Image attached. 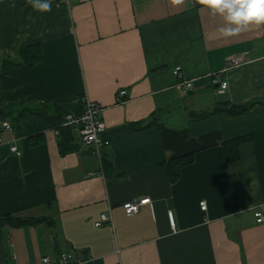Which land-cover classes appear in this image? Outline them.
<instances>
[{"label":"crops","instance_id":"1","mask_svg":"<svg viewBox=\"0 0 264 264\" xmlns=\"http://www.w3.org/2000/svg\"><path fill=\"white\" fill-rule=\"evenodd\" d=\"M222 26L195 0H53L44 13L0 0V59L42 49L35 65L2 73L6 102L58 103L70 114L88 97L103 106L111 141L99 156L68 127L64 150L59 129L39 117L19 130L0 120V214L46 218L0 226V264H45L60 252L79 264H264L254 214L264 213V26L227 39ZM234 57L241 64L227 69ZM177 66L190 90L178 87ZM250 102L241 115L226 110ZM241 136L250 139L228 164L223 143ZM193 153L172 182L169 161ZM147 197L125 214V201ZM103 213L113 223L97 226Z\"/></svg>","mask_w":264,"mask_h":264},{"label":"trees","instance_id":"2","mask_svg":"<svg viewBox=\"0 0 264 264\" xmlns=\"http://www.w3.org/2000/svg\"><path fill=\"white\" fill-rule=\"evenodd\" d=\"M21 62H16L9 56L0 59V120H11L16 130L22 128L25 121L32 117H39L54 128L59 129L61 134V146L64 150H70L73 146L68 140V127L62 126L67 112L58 103H43L41 105H32L28 103L8 104L5 99L4 89L2 86V73L10 68L19 66L23 63L35 65L42 59V49L38 45L34 47H23L19 50ZM254 102L244 105L231 104L227 112L231 115H241L248 111ZM54 111L53 113H50ZM250 139V136H241L223 143L225 160L229 164L240 157V144ZM35 143V142H33ZM195 155L187 154L173 158L168 163L169 177L172 182L177 181L181 175V169L192 163ZM46 221L44 217H21L13 214H0V226L21 227L25 225H36Z\"/></svg>","mask_w":264,"mask_h":264},{"label":"built area","instance_id":"3","mask_svg":"<svg viewBox=\"0 0 264 264\" xmlns=\"http://www.w3.org/2000/svg\"><path fill=\"white\" fill-rule=\"evenodd\" d=\"M59 3L66 2L69 3V0H57ZM242 62V59L239 57L232 58L227 69L235 68L239 66ZM174 73L178 78L182 80L178 83V87L187 91L190 90L193 86L192 81L186 80L182 73L181 67L177 66L174 69ZM217 75L213 78L214 83H218ZM228 87V81H221L220 90L224 91ZM126 94L125 90L119 92V96H124ZM82 102L85 106L78 113H70L65 116V120L62 123L64 127H70L75 131L79 136L82 145L86 148L92 147L94 152L97 155H101L102 147L109 146L111 144L110 139L105 137L106 125L101 119V112L104 110L103 106L97 103L96 101L91 100L88 97L82 98ZM6 129H12L9 122L3 123ZM12 151L17 155H20L21 152L16 146L12 147ZM150 198H143L140 200L130 199L123 203V208L125 214L128 216L135 215L141 209V207L150 202ZM200 207L202 210L207 209L206 201L200 202ZM255 217L258 223L264 222V213L261 210L255 211ZM169 222L172 228H175V219L173 212L168 213ZM105 222L113 223V217L111 213H103L101 215V220L96 223L97 226L103 225ZM42 262L45 264H79L85 262L82 257L74 255L72 252H60L56 256L51 257L49 255L42 257Z\"/></svg>","mask_w":264,"mask_h":264},{"label":"clouds","instance_id":"4","mask_svg":"<svg viewBox=\"0 0 264 264\" xmlns=\"http://www.w3.org/2000/svg\"><path fill=\"white\" fill-rule=\"evenodd\" d=\"M53 0H27L37 12H50ZM173 6H182L185 0H170ZM211 17H221L223 26L217 29L222 38H232L252 27L264 26V0H195ZM11 7H15L13 3Z\"/></svg>","mask_w":264,"mask_h":264},{"label":"water","instance_id":"5","mask_svg":"<svg viewBox=\"0 0 264 264\" xmlns=\"http://www.w3.org/2000/svg\"><path fill=\"white\" fill-rule=\"evenodd\" d=\"M204 115H205L204 112H198V111H195L193 109L189 112V116H191L192 118H199V117H202Z\"/></svg>","mask_w":264,"mask_h":264}]
</instances>
